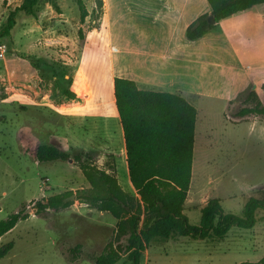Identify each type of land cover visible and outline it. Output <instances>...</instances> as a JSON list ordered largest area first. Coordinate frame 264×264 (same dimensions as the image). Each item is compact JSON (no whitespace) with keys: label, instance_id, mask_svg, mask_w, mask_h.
<instances>
[{"label":"rangeland","instance_id":"obj_1","mask_svg":"<svg viewBox=\"0 0 264 264\" xmlns=\"http://www.w3.org/2000/svg\"><path fill=\"white\" fill-rule=\"evenodd\" d=\"M39 0L36 16L19 12L0 37V220L27 216L0 237L13 249L0 264H94L109 243L125 262L128 234L109 213L76 199L89 189L79 163L130 184L114 78L142 90L184 97L197 110L190 190L183 213L200 224L219 199L224 213L244 215L264 190V117H236L264 107V4L218 22L188 40L187 28L210 15L206 0ZM23 0H0V29ZM81 32V33H80ZM54 145L67 161L40 163L36 150ZM79 155L80 161L76 159ZM72 193L65 209L35 214L42 197ZM254 228L233 226L222 239L155 237L139 264L257 263L264 256V210Z\"/></svg>","mask_w":264,"mask_h":264},{"label":"trees","instance_id":"obj_2","mask_svg":"<svg viewBox=\"0 0 264 264\" xmlns=\"http://www.w3.org/2000/svg\"><path fill=\"white\" fill-rule=\"evenodd\" d=\"M215 24L209 15L197 18L186 31L188 40H196L223 19L243 12L264 0H206ZM39 0H23L11 11L0 29V37L10 35L19 12L36 16ZM83 23L88 12L82 0H76ZM81 33V32H80ZM114 102L125 141L124 154L132 189L137 196L126 193L115 173H109L91 163H79L89 189L78 192L76 199L91 208L107 212L117 221L120 234H128L122 264H139L142 253L155 238L222 239L233 226L250 230L256 224V212L264 210V190L261 199L251 197L244 215L224 213L219 199H210L202 209L197 226L188 222L184 203L190 190L194 159L197 110L184 97L169 92L142 90L130 79L114 78ZM258 115L264 117V107L243 108L236 117ZM126 150V151H125ZM80 161L79 155L75 156ZM40 163L67 161L70 154L54 145H40L36 150ZM72 193L42 197L34 202L35 214L49 209H65L72 204ZM23 213H13L0 220V237L11 231ZM14 247L10 242L0 248V258ZM122 258L119 250L109 243L94 264H116ZM250 264V263H241ZM254 264H264V256Z\"/></svg>","mask_w":264,"mask_h":264},{"label":"water","instance_id":"obj_3","mask_svg":"<svg viewBox=\"0 0 264 264\" xmlns=\"http://www.w3.org/2000/svg\"><path fill=\"white\" fill-rule=\"evenodd\" d=\"M208 22H209L210 24H215V19H214V17H213L212 15H209ZM73 198H74V197L72 196L71 199H73Z\"/></svg>","mask_w":264,"mask_h":264},{"label":"crops","instance_id":"obj_4","mask_svg":"<svg viewBox=\"0 0 264 264\" xmlns=\"http://www.w3.org/2000/svg\"><path fill=\"white\" fill-rule=\"evenodd\" d=\"M257 6V5H256ZM210 13H211V11H210ZM237 14V13H236ZM123 138H124V135H123ZM125 147V141H124V143H123V148ZM126 151V150H125Z\"/></svg>","mask_w":264,"mask_h":264}]
</instances>
